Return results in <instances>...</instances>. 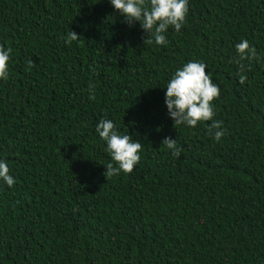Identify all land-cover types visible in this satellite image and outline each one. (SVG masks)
Listing matches in <instances>:
<instances>
[{"label":"trees","instance_id":"1","mask_svg":"<svg viewBox=\"0 0 264 264\" xmlns=\"http://www.w3.org/2000/svg\"><path fill=\"white\" fill-rule=\"evenodd\" d=\"M145 35L109 0H0V264H264V0H188L166 47ZM241 40L258 60L233 62ZM189 61L219 86V142L168 116ZM102 118L142 144L130 174L105 179Z\"/></svg>","mask_w":264,"mask_h":264},{"label":"clouds","instance_id":"2","mask_svg":"<svg viewBox=\"0 0 264 264\" xmlns=\"http://www.w3.org/2000/svg\"><path fill=\"white\" fill-rule=\"evenodd\" d=\"M114 10L118 11L129 27L139 23L146 34L143 43L167 46L168 40L165 33L169 27L179 32L185 23L188 12V0H109ZM80 36L75 31L67 33L65 43L71 44L79 40ZM240 63L244 60H258L256 49L249 41L241 40L235 45ZM11 49L0 46V79L8 78V61ZM29 67L34 66L33 60L28 61ZM207 65L198 61H189L182 68L176 70L166 86L164 103L168 116L173 121V126L186 125L196 127L199 121H212L209 133L219 142L225 135L222 121L214 120L212 101L220 95L219 86L212 82L206 70ZM241 68L243 65L241 64ZM94 71V69H93ZM239 83L244 84L246 75L238 73ZM89 99H95V85H89ZM96 132L106 142V151L111 154L113 163H108L103 173L105 179L118 176L121 172L130 174L140 162L139 153L142 144L134 140L129 134L121 135L111 120L101 119L96 125ZM215 130V131H213ZM161 144L170 150L174 158H179L183 148L178 145L177 139L165 137ZM6 161H0V179L11 188L15 183L10 174Z\"/></svg>","mask_w":264,"mask_h":264}]
</instances>
